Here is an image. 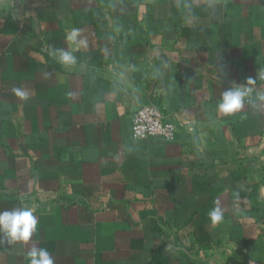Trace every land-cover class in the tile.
Returning <instances> with one entry per match:
<instances>
[{
	"label": "crops",
	"instance_id": "1",
	"mask_svg": "<svg viewBox=\"0 0 264 264\" xmlns=\"http://www.w3.org/2000/svg\"><path fill=\"white\" fill-rule=\"evenodd\" d=\"M263 76L264 0H0V211L38 220L0 264H264Z\"/></svg>",
	"mask_w": 264,
	"mask_h": 264
},
{
	"label": "clouds",
	"instance_id": "2",
	"mask_svg": "<svg viewBox=\"0 0 264 264\" xmlns=\"http://www.w3.org/2000/svg\"><path fill=\"white\" fill-rule=\"evenodd\" d=\"M77 30H73L67 37L70 41L77 39ZM83 43V41H81ZM59 59L66 65H72L76 62V58L71 52L61 50ZM254 81L249 78L248 83ZM23 96V93H18ZM252 94V89L247 85H237L228 90L223 91L221 102L217 105L220 112L224 114H232L240 110L247 98ZM264 99V96L261 97ZM208 216L213 224L220 223L223 220V212L217 205L209 213ZM38 220L33 215V211L27 208L0 211V243L7 241L11 244L17 241L28 242L33 238V234L37 230ZM30 264H54V260L49 251L33 245L28 253Z\"/></svg>",
	"mask_w": 264,
	"mask_h": 264
},
{
	"label": "built area",
	"instance_id": "3",
	"mask_svg": "<svg viewBox=\"0 0 264 264\" xmlns=\"http://www.w3.org/2000/svg\"><path fill=\"white\" fill-rule=\"evenodd\" d=\"M164 116L163 108L158 105L153 103L141 105L132 116V137L135 139L159 137L165 141L171 140L176 126L165 120Z\"/></svg>",
	"mask_w": 264,
	"mask_h": 264
}]
</instances>
